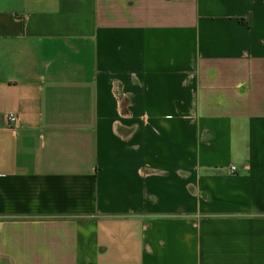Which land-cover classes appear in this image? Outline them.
<instances>
[{
  "label": "crops",
  "instance_id": "0c3cea01",
  "mask_svg": "<svg viewBox=\"0 0 264 264\" xmlns=\"http://www.w3.org/2000/svg\"><path fill=\"white\" fill-rule=\"evenodd\" d=\"M0 264H264V0H0Z\"/></svg>",
  "mask_w": 264,
  "mask_h": 264
},
{
  "label": "built area",
  "instance_id": "2783aa9c",
  "mask_svg": "<svg viewBox=\"0 0 264 264\" xmlns=\"http://www.w3.org/2000/svg\"><path fill=\"white\" fill-rule=\"evenodd\" d=\"M6 126L8 129L15 131L18 127V118L14 113H7L5 116ZM235 167H229V173H235Z\"/></svg>",
  "mask_w": 264,
  "mask_h": 264
}]
</instances>
